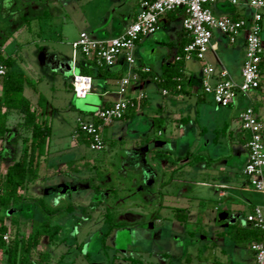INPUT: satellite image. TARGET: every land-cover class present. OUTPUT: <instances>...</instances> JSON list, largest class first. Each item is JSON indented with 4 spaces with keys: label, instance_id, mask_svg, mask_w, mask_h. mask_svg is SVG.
I'll use <instances>...</instances> for the list:
<instances>
[{
    "label": "crops",
    "instance_id": "crops-1",
    "mask_svg": "<svg viewBox=\"0 0 264 264\" xmlns=\"http://www.w3.org/2000/svg\"><path fill=\"white\" fill-rule=\"evenodd\" d=\"M141 1L0 0V8L3 7L2 18L6 21V28L1 27L0 31L14 37L20 36L27 29L24 27V17L39 19L47 12L46 18H50L53 24L52 32H57V36L63 38L69 31L68 27L74 24L77 15L82 12V17L79 15L83 24H88L92 30L82 29L81 32H87L98 39H109L120 35L135 20ZM236 1L233 3L231 0H218L213 5L214 15L236 18L252 14V9L246 4L247 0ZM77 7L80 12L76 10ZM182 18L183 10L180 9L165 14L161 17L156 32L137 41L134 49L136 63L133 68L139 73L140 79L132 81L127 92L136 105L129 109L123 119L103 128L104 134L107 129L111 130L116 126V129L113 128L114 135L118 137L122 150L115 165L116 172L130 181V187H125V182H121L120 186L129 191L128 198L141 193L148 206L145 213L133 210L134 207L139 209V206L127 208L122 212L125 215L120 220H128L129 224L125 225L129 228L128 233L138 237L135 244L144 248L142 250L151 259L154 255L158 256L162 263L166 262L164 254H168L172 261L180 259L183 241L193 238L196 246L195 257L201 263L210 261L211 264H254L255 252L251 249V244L257 239L254 236L249 237L248 230L251 226L246 224L245 216L255 206H264V192L251 188L243 172L248 159L249 134L242 128L239 114L244 108L252 106L264 124V81H261L259 88L246 95L238 94L234 102L225 107L216 104L213 96L203 91L202 70L206 64H211L216 70L226 68L234 80L241 81L245 58L244 35L239 36L237 42L232 44L225 34L214 29L210 51L218 65L215 66L207 60L201 61L202 65L195 72L188 63L199 60L184 61L181 85L175 90L163 88L160 82L164 67L175 61L176 55L188 41ZM14 19L18 23L11 32L8 23H13ZM262 26L264 41V15ZM153 43L157 45L151 46ZM147 44L151 47L148 53L150 55L155 54L158 47L164 46L158 67L160 71H155L140 57ZM220 45L224 46L222 56L217 49ZM38 51L43 66L49 63L52 56L59 58L44 44L39 46ZM71 60L74 76L81 74L80 65L88 64L90 58L77 54L73 59L72 54ZM13 68L12 66L11 69ZM144 68L149 70L144 72ZM128 71V64L120 57L113 66L107 68V73L113 74V77L100 75L96 83L92 78L91 91L84 97H76L86 99L91 94L97 96V99H91L86 104H97L99 108L109 106L118 99L120 81ZM216 79L217 76H214L213 81ZM151 83L161 87L156 93H160L162 97L150 93L149 90L147 92ZM24 94L30 100L31 108L42 114L40 118L49 123L50 109L41 113L39 93L29 95L25 87ZM86 108L91 118L93 114L90 110L97 109L88 106ZM222 109L225 111L221 112ZM22 116V110L9 112V130L0 139V145L12 147L19 142L22 130L18 125L23 119ZM15 121L16 127L10 125ZM155 128L157 133L154 132ZM151 132L155 134L152 139ZM51 137L46 144V160L40 174L44 178H55L52 185L75 181L71 178L70 172L73 171H70L72 166L69 160L82 161L85 158L83 153L74 149L88 147L87 141L75 131L69 150L58 142L52 144ZM101 152L103 154L106 149ZM114 154L117 155V152ZM10 164L5 166V172ZM4 174L0 173V177ZM113 177L107 172L98 181L103 187L101 193L107 201L115 198L123 202L119 194L121 188L117 187ZM90 178L91 176L78 178L77 181L81 182L80 185L88 186L90 182L87 179ZM101 202L99 201L100 204ZM111 210L116 217L121 213L117 208ZM144 214L147 215L146 219ZM72 222L75 224V221ZM138 233L142 235L139 237Z\"/></svg>",
    "mask_w": 264,
    "mask_h": 264
},
{
    "label": "rangeland",
    "instance_id": "rangeland-1",
    "mask_svg": "<svg viewBox=\"0 0 264 264\" xmlns=\"http://www.w3.org/2000/svg\"><path fill=\"white\" fill-rule=\"evenodd\" d=\"M2 8L3 7L0 8V28H6V21L2 18ZM76 10L80 12V8L77 7ZM79 14L82 17V12ZM79 14L74 24L68 27L69 31L63 38L58 37L57 32H52L53 24L50 22V18H33L29 25L24 26L27 29H25L24 33L20 36L14 37L13 35H7L5 31H0V63L2 59L8 56L15 59L13 70L25 73L30 79V83L25 85L27 93L30 95V93L37 92L39 95L42 94L46 98L41 108L50 109L49 123L52 124V144L58 142L67 149H69L73 143L72 140L75 131L76 133H80L77 119L80 117L84 119L90 118L85 104L91 102V99H97V96L95 97L90 94L86 99H79L76 97L72 87L73 74L61 73L55 70L49 63L43 66L40 61L38 50L39 46L44 44L48 50L56 54L59 59H71L73 54V43L79 39L82 29L86 31L92 30L87 26L88 24H83ZM17 23L16 19H14L13 23H8L11 32L17 27ZM11 37L14 38L10 39ZM155 45L157 44L153 43L151 46ZM158 48L155 54L150 55L148 53L151 47L147 44V46L143 47L140 56L142 61L154 68L155 71H160L158 67L165 50L164 46ZM223 48L224 46L222 45L217 48L220 56L223 54ZM206 60L215 66L218 65V61L210 50L206 53ZM202 63L201 61H190L188 64L193 66L195 72H198ZM262 70V81H264V65ZM96 81L97 80H95V83ZM148 90L150 93L155 94L158 90H161V87L151 83L147 92ZM156 95L162 97L160 93H156ZM224 111L225 109L221 110V112ZM10 125L16 127L17 122H12ZM113 128L116 129V126ZM113 128H111V130L107 129L103 134L106 149V152L103 154H101L102 152L92 151L89 147L74 149L77 150V152L83 153L85 158L82 161L79 159H75L74 161L69 160L72 166L70 171H73L72 173L70 172L71 178L75 181H70L68 184L72 186L79 185L81 182H78L77 179L88 176L95 178L97 181H101L102 176L109 172L114 176L113 178L115 179L117 187L121 188V193L119 194L123 202L115 198L107 201L103 193L92 192L91 188L88 187L89 185H83L76 191L69 190L66 193L51 191L50 188L58 186L51 184L56 181L54 180L55 178H44L43 175L39 174L38 177L26 183L24 189L21 191L25 195L21 205H24L27 210L23 211L21 208L17 212L9 210L8 216L5 217L4 222L9 227V238L12 240V238L15 237L16 231H18L19 239L27 238L31 232V226L33 225V221L31 222L30 218H39V213L37 211L35 212L37 205L36 199L42 197L46 202L50 203L51 206L63 209L59 217H56L53 221L63 224L64 227L57 236L55 242L51 245L48 244L46 237L42 238L38 246L33 250V257L36 260H39L40 254H44L49 250L51 255L48 259V264H135L128 259L129 257H137L140 264H211L210 261L201 263L196 260V246L194 245L193 238H187L183 241L179 256L180 259L172 261L173 259L168 256L166 262L163 263L156 255L151 259L146 252L142 250L144 248L135 244L138 237L128 233L129 228L125 225L129 223L127 222L128 220L126 221L125 219L122 220V226H119V228H116L109 234L103 245L101 239L104 237V233L108 226L105 215L108 208H117V210L121 212L120 214L125 212L127 208H133V206H139V209L134 207L135 209L133 210L135 212L145 213L148 209L145 202L146 199L141 193L128 198L127 195L129 191L120 186L121 182H125V187H130V181L123 176H119L116 172L115 165L118 163V155L122 154V150L120 149L118 137L116 138L114 135ZM156 131L157 128H155L154 132L157 133ZM150 137L151 139L154 138L155 134L151 132ZM29 140L30 131L22 130V136L19 142L15 143L14 146L5 147L4 145H0V173H5L4 168L7 164L12 162V158H18L20 156ZM115 152H117V155L114 154ZM5 159L8 160L5 161ZM99 201H102V205ZM69 205L73 206V212L71 214L66 210ZM111 209L110 211L112 212ZM9 214L19 219L17 225L11 223L12 221ZM120 214L117 215V219L119 220L125 215ZM143 216L144 219L147 218L146 214ZM72 221H75V224ZM138 234L139 237L142 235L140 233ZM114 236L116 237L114 238ZM6 259L7 256L2 255L0 264H6Z\"/></svg>",
    "mask_w": 264,
    "mask_h": 264
},
{
    "label": "built area",
    "instance_id": "built-area-1",
    "mask_svg": "<svg viewBox=\"0 0 264 264\" xmlns=\"http://www.w3.org/2000/svg\"><path fill=\"white\" fill-rule=\"evenodd\" d=\"M218 0H142L135 20L118 36L109 39H98L87 32H81L73 43V59L77 54L95 60L99 65L113 66L123 57L129 71L119 84L118 99L111 105L98 108L89 119L78 118L81 136L87 141L90 150L101 152L105 148L103 137L104 126L125 117L130 108L136 105L133 98L127 95L132 81L140 79L133 68L136 63L134 49L137 41L159 29L160 19L169 12L183 10L182 25L187 32L188 41L182 47L175 60H206V53L212 48L214 29L226 35L229 43H236L244 35L245 58L241 70V81L234 80L226 68L216 70L211 64L203 67L202 88L211 94L219 106L231 105L238 94L246 95L260 87L264 65L263 15L264 0H247L252 9L247 17H218L213 13V5ZM236 3V0H231ZM144 68V72L148 71ZM6 65L0 64V97L1 82L7 73ZM217 76L216 81L213 77ZM72 85L75 95L84 97L92 89V77L75 74ZM82 91V93H81ZM166 92V90H164ZM1 102V98H0ZM242 128L249 134L247 141L248 159L243 172L251 188L264 192V124L259 120L252 106L243 109L240 114ZM2 192V187H0ZM247 225L264 233V206H255L245 216ZM8 242L9 234L3 235ZM255 252V263L264 264V240L251 244Z\"/></svg>",
    "mask_w": 264,
    "mask_h": 264
},
{
    "label": "trees",
    "instance_id": "trees-1",
    "mask_svg": "<svg viewBox=\"0 0 264 264\" xmlns=\"http://www.w3.org/2000/svg\"><path fill=\"white\" fill-rule=\"evenodd\" d=\"M46 14L48 13L45 12L39 19L46 18ZM23 19L26 25H29L33 18L26 16ZM1 64L6 65L8 71L1 82L0 139L4 138L9 130L7 125L9 112L12 110H22L23 121L18 126L21 130L30 131V140L22 150L20 156L12 158V163L7 167L4 176L0 177V187H2V192H0V262L2 255H6V264H48V259L51 255L49 250L44 254H40L39 260L34 259L33 250L44 237L47 238L49 245L55 242L64 226L53 220L59 217L63 209L51 206L44 198L39 197L36 199L35 212L39 213V218H30L31 222L33 221V225L27 238L19 239L18 231H16L15 237L12 240L9 239L6 242L3 239V235L9 232V227L4 222L5 217L8 216V211L17 212L20 208L23 211L27 210L24 205H21L25 197L21 191L24 189L26 183L31 179H35L40 174L41 167L46 160L45 148L52 135V126L46 119L40 118L42 114L31 108L30 100L24 94L25 85L30 83L29 77L23 72L11 69L14 59L10 56L2 59ZM108 67L106 65H99L95 60L90 59L88 64L80 65V72L82 75L94 78V80L99 78L100 75L113 77V74L107 73ZM183 67V60H175L169 66H165L160 85L168 90L177 89L182 82L180 78L183 76L181 72ZM45 99L42 94L39 95L38 104L40 107L45 102ZM45 111L46 109L43 108L41 113H45ZM94 112L90 110V113L94 114ZM87 181L90 182L88 187L91 188L92 192L101 193L103 187L95 178L87 179ZM66 210L71 214L73 206L69 205ZM105 215L108 226L104 237L101 239L103 245L109 234L123 224L109 208ZM9 216L11 217V223L17 225L19 219L11 214ZM250 228L248 230L250 238L254 236L257 241L264 240L263 231L253 227ZM86 255L89 256L88 254ZM167 257L168 254L163 255L164 259ZM128 259L135 264H140L137 258L129 257Z\"/></svg>",
    "mask_w": 264,
    "mask_h": 264
},
{
    "label": "water",
    "instance_id": "water-1",
    "mask_svg": "<svg viewBox=\"0 0 264 264\" xmlns=\"http://www.w3.org/2000/svg\"><path fill=\"white\" fill-rule=\"evenodd\" d=\"M50 65H52L54 67L55 70L60 71L61 73L64 74H73L74 73V67L72 64V60L69 58H64V59H59L56 58L55 56H52L50 58L49 61ZM86 106L94 108V109H98L99 106L97 104H86ZM159 142L156 143V145H158ZM83 185H69V184H59L58 186H56L55 188H51V191H60L61 193H65L69 190L72 191H76L78 190L80 187H82ZM85 186V185H84Z\"/></svg>",
    "mask_w": 264,
    "mask_h": 264
},
{
    "label": "bare ground",
    "instance_id": "bare-ground-1",
    "mask_svg": "<svg viewBox=\"0 0 264 264\" xmlns=\"http://www.w3.org/2000/svg\"><path fill=\"white\" fill-rule=\"evenodd\" d=\"M81 93H82V91H81Z\"/></svg>",
    "mask_w": 264,
    "mask_h": 264
}]
</instances>
